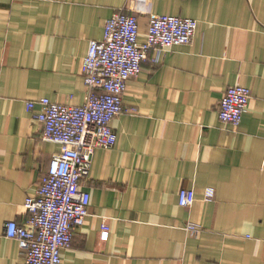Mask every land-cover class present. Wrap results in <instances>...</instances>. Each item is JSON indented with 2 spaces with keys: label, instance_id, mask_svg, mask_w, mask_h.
<instances>
[{
  "label": "crops",
  "instance_id": "0c3cea01",
  "mask_svg": "<svg viewBox=\"0 0 264 264\" xmlns=\"http://www.w3.org/2000/svg\"><path fill=\"white\" fill-rule=\"evenodd\" d=\"M118 10L138 16L140 43L153 14L198 27L129 80L124 106L137 112L117 116L116 144L95 150L90 213L61 264H264V0H0V264H25L5 224L30 220L25 202L63 151L27 103H84L89 42ZM237 84L252 97L236 128L219 106ZM183 188L195 190L190 207Z\"/></svg>",
  "mask_w": 264,
  "mask_h": 264
},
{
  "label": "built area",
  "instance_id": "2783aa9c",
  "mask_svg": "<svg viewBox=\"0 0 264 264\" xmlns=\"http://www.w3.org/2000/svg\"><path fill=\"white\" fill-rule=\"evenodd\" d=\"M197 27L198 21L192 18L153 14L146 42L140 43L138 16L118 10L106 21L103 39L89 42L83 60L84 103L73 106L49 98L27 103L29 112L37 104L42 108L33 113V119L43 126L42 139L61 145L63 151L54 154L36 194L25 202L30 220L5 224V236L18 241L25 264L62 263V253L71 248L75 228L90 213L91 194L82 188V182L90 175L95 150L116 144L117 133L111 123L117 116L137 112L124 106L129 80L139 76L151 51V60L159 63L171 48L191 44ZM251 97L249 87L230 86L220 102V120L239 127ZM213 195L207 190V198ZM195 201L194 189L180 190L182 207H190ZM186 228L193 234L201 231L192 223ZM108 235L104 230L101 237L106 240Z\"/></svg>",
  "mask_w": 264,
  "mask_h": 264
}]
</instances>
